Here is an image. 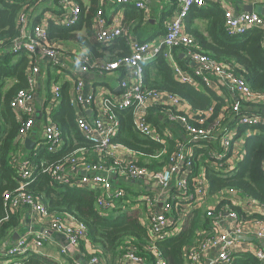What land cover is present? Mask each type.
Here are the masks:
<instances>
[{
  "label": "built area",
  "instance_id": "2783aa9c",
  "mask_svg": "<svg viewBox=\"0 0 264 264\" xmlns=\"http://www.w3.org/2000/svg\"><path fill=\"white\" fill-rule=\"evenodd\" d=\"M4 1L13 2L14 0ZM115 1L117 4L144 12L148 10L144 0ZM241 1L264 7V0ZM176 2V12L166 21L161 37V43L166 48L164 57L171 62L174 78L178 82L194 87L202 84L215 91L219 86L225 88L230 95L231 117L227 118V110L223 109L214 115L213 106L195 112L174 93L145 88L144 65L155 57L159 44L156 41L137 40L122 26L119 14H114L108 22L99 10L93 24L96 40L111 44L118 38L127 36L130 53L111 62L92 64L86 50L74 51V57L83 72L95 66L98 73L119 69H122L124 73L119 80L117 93L96 97L92 89L84 93L82 81L75 79L69 95V104L75 111L76 126L84 139L93 144L92 151L96 161L93 163V159L85 160L89 158V151L86 148H79L76 151L79 155L67 158L65 163L46 165L40 162L41 173L49 174L55 182L70 188H89L99 192L95 205L104 216L107 211L116 206L119 200H122L128 206V211L124 215H136L152 240L166 238L179 231L188 217V212L205 202L206 179L202 168L197 172L194 171L195 151L205 153L204 150L207 148L206 153L210 156L211 164L221 166L225 172L231 171L234 163L239 161L243 154L240 139L246 133L239 134L240 128L264 124V116L242 110L244 101H264V92L253 93L245 79L235 74L231 67L198 53L195 50L194 38L185 32L183 26V20L193 7L201 8L208 2L219 5L223 9L225 29L229 35L233 36L241 35L249 29H260L264 32V15L254 10L236 12L219 0H176ZM60 6L62 12L59 17H55L57 24L64 28L74 26L80 17L79 5L75 0H60ZM49 16L53 15L49 12L42 13L38 23L28 29L25 17L21 15L20 21L23 24L21 36L14 42L12 48L13 51L23 48L28 52L29 58L34 59L27 72L29 88L19 90L9 103L19 122L18 141L32 130L35 123L34 80L40 71L36 56L40 54L48 58L57 70H64L67 67L64 58L68 56V51L63 46L50 45L46 41V19ZM178 46L186 47L183 66L178 65L171 56L172 48ZM59 98V86L53 84L47 100V110L54 107ZM151 105H160L163 108L161 117L166 121V126H162L160 130L154 128L145 119V109ZM111 107L117 110L132 108L134 127L147 140L159 143L165 142L166 138L177 140L175 135L178 133L180 136L178 149L169 156L163 168L149 169L137 164L129 149L112 141L119 121ZM224 124L227 125L223 127ZM250 134L247 131V135ZM212 144L218 146V149H211ZM61 145L60 129L51 121L48 111L42 140L35 143L33 149L44 148L47 152L54 153ZM17 160L15 163L19 173V185L13 191L3 194L4 206L12 211H18L19 208L28 210L32 225L41 221L50 232L63 235L68 247H81L85 243L92 246L86 238L87 230L82 222L71 215L49 212L42 202L24 192V185L31 179L36 163L30 156ZM107 161L111 164L108 165ZM223 162L225 167H222ZM131 181L143 184L146 188L144 194L138 197L133 194L130 198L123 189L115 186L120 182ZM228 194L232 204L240 206L244 212L264 215V207L253 200L238 195L232 189L228 190ZM252 207L259 211L249 212ZM225 218L227 221L220 227L221 221ZM30 233L35 232L30 230ZM240 236L250 237L252 240L247 242L244 239H237ZM44 238L43 233L36 232L32 236L20 237L8 243L7 246L1 247L0 264L19 260L18 264H23L22 257H28L32 252H36L42 246ZM239 243L246 246L239 247ZM143 250L153 254L154 264H165L154 244L145 246ZM210 250H215L214 259L210 264H231L233 255L238 252L251 253L258 264H264V220L243 221L235 212L225 210L223 215L215 219L212 231L202 232L191 245H186L184 248L186 261L189 264H206L205 256ZM135 251V247L127 245L120 264H144L143 258L136 255ZM59 252L68 256L67 247H61ZM70 264L83 263L73 260ZM86 264H103V262L100 256L92 254L86 259Z\"/></svg>",
  "mask_w": 264,
  "mask_h": 264
},
{
  "label": "trees",
  "instance_id": "16d2710c",
  "mask_svg": "<svg viewBox=\"0 0 264 264\" xmlns=\"http://www.w3.org/2000/svg\"><path fill=\"white\" fill-rule=\"evenodd\" d=\"M75 1L80 7V17L74 26L64 28L55 20V17H59L62 12L60 0H14L13 2L0 0V245L6 241L20 221L19 211H12L4 206L3 194L13 191L19 185V173L15 161L22 158L20 152L23 149L17 140L19 122L9 103L19 90L29 88L27 72L34 61L23 48L12 50L14 42L21 36L23 26L20 21L21 15L25 17L26 28L31 29L38 23L42 13L52 14L53 16L46 19L47 43L60 46L76 44L78 48L82 47L88 52L92 64L111 62L130 53L127 49V36L120 37L111 44L96 40L94 18L99 10L103 14L104 6L109 0ZM113 1L117 4L115 0ZM169 3L176 6L177 2L169 0ZM204 7H193L183 20L185 32L196 42L195 50L224 66L231 67L235 74L245 79L253 93L264 92V32L260 29H249L241 35H229L224 25L223 9L209 2ZM125 11L121 24L129 35L134 36L133 32L146 20V12L136 8ZM162 18L164 20L165 16L163 15ZM194 19H206L208 26L205 30L199 29L193 25ZM64 48L68 51V55L72 54L71 50ZM100 50L108 51L110 57L106 59L101 56ZM185 50L184 46L174 47L171 50V56L178 65L183 66L185 63L179 57V54L184 55ZM165 51V46L159 44L155 57L144 65L145 88L174 93L195 112L206 110L211 106L214 115L221 109L227 110V118H230L231 100L202 84L194 87L176 81L171 62L164 57ZM89 70L97 72L95 66L89 67ZM53 84L56 83L52 82L51 86ZM63 87L67 90L66 84ZM66 90L59 86L60 98L49 110L51 121L60 129L62 145L54 153L47 152L44 148L30 150L29 156L35 160L36 167L23 190L35 200L42 202L49 212L71 215L82 222L87 230L86 238L93 250L96 249L95 254L102 258L103 264H120L129 244L135 247L136 255L143 258L144 264H154L153 255L143 250L150 244L156 246L165 264H184L186 245L192 243L191 240H195L202 232L212 231L215 219L223 215L225 210L235 212L243 221L264 220L263 214H248L240 206L232 204L228 194V190L232 189L238 195L264 207V124L260 123L253 127L240 128L239 134L246 133L240 139L243 154L242 158L234 163L231 171L225 172L221 166L211 164L210 156L206 153L207 148L204 150L205 153L195 151L194 171L203 169L207 186L206 199L200 207L188 212L181 229L171 236L150 239L136 215L127 216L120 212L124 210L126 214L128 211V206L122 200H119L104 216L95 205L99 192L89 188L63 186L52 180L49 174L40 171V162L46 165L65 163L67 158L79 155L76 152L79 148H86L89 151V158L85 160L93 159V163L96 161L92 151L93 144L84 139L76 126L75 111L69 104ZM249 105L252 107H248ZM111 109L119 121L112 141L129 149L137 164L149 169L163 168L169 156L180 144L177 131L175 135L177 140L166 138L165 142L160 143L150 141L136 131L132 108L117 110L111 107ZM242 110L264 116V101H244ZM162 114L163 108L160 105H151L144 112L145 119L157 130L162 128V119L159 118ZM226 125L224 124L223 127ZM247 131L251 134L247 135ZM212 145L211 149H218V146ZM200 154L202 155L198 157ZM107 164L111 163L107 161ZM222 167H225L224 162ZM118 184L115 186L118 187ZM123 190L125 194L130 193L127 189ZM233 257L231 264H258L251 253L238 252ZM22 258L23 264H58L50 258L37 254ZM19 262L20 260L9 264Z\"/></svg>",
  "mask_w": 264,
  "mask_h": 264
},
{
  "label": "crops",
  "instance_id": "0c3cea01",
  "mask_svg": "<svg viewBox=\"0 0 264 264\" xmlns=\"http://www.w3.org/2000/svg\"><path fill=\"white\" fill-rule=\"evenodd\" d=\"M144 1L148 5V10L145 13L146 20L143 21L138 26V28L133 32L135 34L134 37H136L139 41H146V40L154 41V42L156 41L158 44H162L161 37L164 33L165 23L176 12V6L170 4L169 0H144ZM219 1H221L223 4H227L236 12L239 10H243V8L246 5L253 6V4H251L250 2L246 3L241 0H219ZM255 6H261V5H255ZM130 8L131 7L129 6L115 4L113 0H109L104 6L103 16L109 22L114 14H119L120 18H122V15L126 12L125 10H130ZM163 15L165 16L164 20L162 18ZM207 22L208 21L206 19H194L193 25L195 27H198L199 29L205 30V28L208 26ZM62 46L67 47L69 50L72 51L71 55H68L64 58V62L66 63L67 66L66 69L64 70H57L56 67H54L52 63L48 60V58H46L45 56L40 54L36 56L40 71L36 79L34 80L35 84H34L33 106L35 109V116H34L35 123L32 130L21 141H19V145L23 147V149L20 152V157H22L21 159L23 158L26 159L29 156V152H30V150L24 147V139H28L33 143V145L42 140L43 129H44V125L47 122V113L49 111L47 110L48 108L46 107H47V100L50 96V89L52 82H55L65 90L66 87H63V85L66 84L67 86L66 91L68 95H70L71 93V89L73 87L75 79H80L82 81L84 93L92 89L96 97H101L104 94L117 93L119 91L118 83L120 78L124 75L122 69L114 70L111 72H102V73H98L91 70L83 72L80 69L79 64L77 63V60L74 58V51L83 50L82 47L78 48L79 46H77L76 44H72L71 46L66 44ZM127 49L129 50L128 40H127ZM99 53L101 54V56H103L106 59L109 58L111 55L106 50H100ZM179 57L182 60H184L182 54H179ZM216 93L218 95L223 96L226 99H230V95L227 93L226 89L221 86L217 87ZM159 118L162 119L161 122L162 124H166V121L161 116H159ZM118 187L121 189H127L130 192L126 195L129 196V194H134L135 196L137 195V197L141 194H144V191L146 189L144 188L143 184L132 181L120 182L118 184ZM18 211L20 216L19 225L15 228L14 231L10 233L6 241L3 242L2 245H0V248L7 246L8 243H12L13 241H16L20 237H28V236H32L36 232H41L45 235V238L42 240L43 241L42 246L36 252H32L31 254L45 256L47 258L56 261V263L58 264H70L73 260L86 264V259L92 254H95L96 249L93 250V247L89 246V244L87 243L83 244L81 247H75V248L68 247L67 240L63 235L57 234L55 232H50L48 228L43 226L41 221L35 222L32 225L30 223L31 216L29 211L23 208H19ZM257 211H259L257 208L252 207L251 211L249 212H257ZM226 221L227 218L223 219L220 223V227H222ZM30 230H33L35 233L33 234L30 233ZM237 239H244L247 242L252 240L250 237H243V236L237 237ZM191 242L193 243L194 239H192ZM192 243H190L189 245H191ZM245 246H246L245 244L239 243V247H245ZM61 247H67L68 256L60 254L59 249ZM214 254H215V250H210L208 252V254L205 256L206 264L211 263V260L214 259ZM184 264H189V262L185 261Z\"/></svg>",
  "mask_w": 264,
  "mask_h": 264
},
{
  "label": "water",
  "instance_id": "95a60500",
  "mask_svg": "<svg viewBox=\"0 0 264 264\" xmlns=\"http://www.w3.org/2000/svg\"><path fill=\"white\" fill-rule=\"evenodd\" d=\"M253 10L264 15V8L262 6H254L253 7L252 5H246L243 8V11H247V12H250ZM24 147L28 150H31L33 148V143L31 141H29L28 139H24Z\"/></svg>",
  "mask_w": 264,
  "mask_h": 264
},
{
  "label": "rangeland",
  "instance_id": "374dc122",
  "mask_svg": "<svg viewBox=\"0 0 264 264\" xmlns=\"http://www.w3.org/2000/svg\"><path fill=\"white\" fill-rule=\"evenodd\" d=\"M248 107H250V108H251L252 106H251V105H249ZM162 126H166V124H163ZM132 195H133V194H130V195H129V197L131 198V196H132ZM120 212H122V213L124 214V210H120Z\"/></svg>",
  "mask_w": 264,
  "mask_h": 264
}]
</instances>
